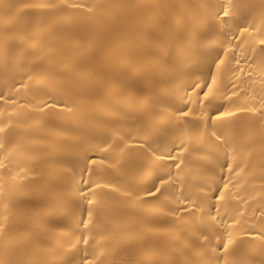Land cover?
Wrapping results in <instances>:
<instances>
[{
  "label": "bare ground",
  "instance_id": "6f19581e",
  "mask_svg": "<svg viewBox=\"0 0 264 264\" xmlns=\"http://www.w3.org/2000/svg\"><path fill=\"white\" fill-rule=\"evenodd\" d=\"M260 40L264 0H0V264H264Z\"/></svg>",
  "mask_w": 264,
  "mask_h": 264
},
{
  "label": "snow or ice",
  "instance_id": "6c2138e0",
  "mask_svg": "<svg viewBox=\"0 0 264 264\" xmlns=\"http://www.w3.org/2000/svg\"><path fill=\"white\" fill-rule=\"evenodd\" d=\"M66 7H70V8H78L79 5H66ZM232 19V15L229 13V11L227 10L226 6H222L221 10L219 13L216 14V21H217V26H219V24H224V25H228L229 21ZM259 44L261 45L260 48V53L259 55L261 57H264V40H260ZM252 54V50L249 49V55ZM227 55V50H222V54L220 56H218L216 58V60L213 61L212 65L210 66V71L208 76L206 77V79L204 80L203 84H200L199 81H197L196 83H194L192 85V87L195 89L197 87H199V95L202 96L203 101H206L208 104H211L213 102L214 99V95H213V86H215L217 84V78L216 75L214 74L215 70H219L221 65L225 64V56ZM236 60V56L235 54L232 55L231 59L228 61V64L226 66V71L228 72H232V71H236L237 69H234L232 67V61ZM253 63H255V60L253 61ZM251 78V77H249ZM229 85H225L224 87L227 88ZM233 95H235V92H233ZM11 99V98H9ZM4 100V95L2 93H0V101ZM47 103L45 102L44 105H42V107H46ZM184 116H187V113L184 112L183 113ZM236 115V113H232V112H218V113H214L212 117H210V121L211 120H219L222 116H234ZM260 115L262 118H264V109L260 110ZM0 132H3V128H0ZM221 136H224V132H221ZM217 139H219V137H217ZM0 147H2V145H0ZM89 160H91L92 164H95L96 161L94 159H92L91 157H88ZM169 159L170 160H174V158L169 154ZM0 167H3L2 164H0ZM84 173L87 174L88 173V168L87 166L84 169ZM167 177L165 176H160L157 178V180L155 182H153L152 186L148 189L147 191V195L149 197H151L154 200H158L161 197H163L165 195V192L167 191V186L165 184V180ZM95 183V182H93ZM97 188L100 187V185H95ZM87 189H92L93 188V184H87L86 185ZM228 185L224 184L223 188H217L214 190V198L216 200H223L224 199V189H227ZM81 195L83 196L84 194L81 193ZM205 196L209 195V194H203ZM93 203L92 200H88V205H91ZM190 205H184L183 209H177V211H188L190 209ZM85 213L86 216L88 218H91L92 213L89 210V208L86 206L85 207ZM189 214H191V212H189ZM172 215H175V213H172ZM81 223H83V221H81ZM85 227H87V225H85ZM232 241L229 240L227 244H222L221 247L223 249H227L228 244H231Z\"/></svg>",
  "mask_w": 264,
  "mask_h": 264
}]
</instances>
